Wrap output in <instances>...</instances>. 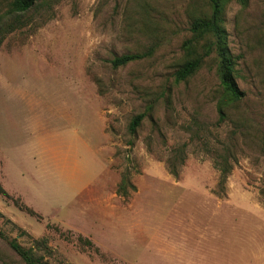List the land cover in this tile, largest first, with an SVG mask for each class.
Segmentation results:
<instances>
[{
  "label": "rangeland",
  "instance_id": "374dc122",
  "mask_svg": "<svg viewBox=\"0 0 264 264\" xmlns=\"http://www.w3.org/2000/svg\"><path fill=\"white\" fill-rule=\"evenodd\" d=\"M12 1L0 0V264H264V0H221L234 103L214 52L174 80L207 0L24 13ZM123 55L143 57L114 68Z\"/></svg>",
  "mask_w": 264,
  "mask_h": 264
},
{
  "label": "trees",
  "instance_id": "16d2710c",
  "mask_svg": "<svg viewBox=\"0 0 264 264\" xmlns=\"http://www.w3.org/2000/svg\"><path fill=\"white\" fill-rule=\"evenodd\" d=\"M36 1L38 0H13L10 3V10L14 13H24L31 9ZM207 1L212 9L211 15L196 17L192 21L190 28L192 39L185 45V60L174 73V80L175 82H181L191 77L200 67L202 60L214 52L217 57L218 77L220 86L224 92V102H238L243 99L244 93L239 89L236 83L234 59L227 49L226 31L222 26V3L221 0ZM9 30H13V28L10 27ZM142 57L143 55H123L115 58L112 61V66L114 68L121 67ZM223 106H226V104L221 101L218 105V123L223 122L225 118ZM143 118L144 114H138L131 120L128 130L132 135L135 134ZM128 145L131 148L133 143L130 142ZM180 154V159L183 161L182 151H180ZM215 161L216 163H214V166L220 173L219 182L220 184H224L227 175L232 170L230 157H216ZM170 173L177 176V172L174 170L170 171ZM128 188L132 191L135 190V187L129 182L128 176L123 175L117 193L120 196L126 197ZM0 192H2L1 188ZM11 246L19 255L27 259V251L23 250L15 243H12Z\"/></svg>",
  "mask_w": 264,
  "mask_h": 264
}]
</instances>
